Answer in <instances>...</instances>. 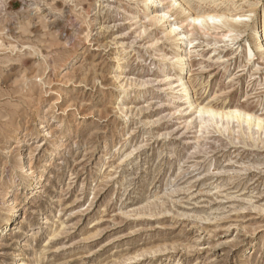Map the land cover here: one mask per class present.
<instances>
[{"label":"rangeland","instance_id":"1","mask_svg":"<svg viewBox=\"0 0 264 264\" xmlns=\"http://www.w3.org/2000/svg\"><path fill=\"white\" fill-rule=\"evenodd\" d=\"M187 1L0 0V264H264V0Z\"/></svg>","mask_w":264,"mask_h":264},{"label":"bare ground","instance_id":"2","mask_svg":"<svg viewBox=\"0 0 264 264\" xmlns=\"http://www.w3.org/2000/svg\"><path fill=\"white\" fill-rule=\"evenodd\" d=\"M150 0H144L145 3H148ZM187 0H174V2L170 5V7H174L176 12H180V10L178 9V5H180V8L181 9H184L186 8V4H187ZM174 4V5H173ZM210 17V16H208ZM212 20H217L218 18H215L213 16L210 17ZM188 19H191L192 22H199L201 23V20H202V17H199V16H189L187 17V20ZM161 20V19H159ZM179 27H176V26H173L171 28V32L170 34H175V32L178 30ZM253 32H257V25H256V29L253 30ZM260 41V39H259ZM179 53H177L175 55V63L173 62V64L169 65L168 67H166V73L168 71H170L171 69L173 68H176L177 66H183L181 71H184L182 75H178V81L181 83V86H182V92H183V96H182V99L185 100L186 103H190L192 104V89H191V86L189 85L188 82H185L186 81V77L190 74L191 72V68H190V61H189V58H186V55L184 53V49L182 47H179ZM252 54V50L251 48H249V55ZM186 73V75L184 76V74ZM185 77V78H184ZM228 118H237L236 115H233V114H228L227 115ZM42 178V177H41ZM41 180V179H40ZM40 183V181H39ZM36 186L38 185V182L35 183ZM31 189V188H30ZM29 189V190H30ZM20 215V211L17 209L15 213L12 214V216H10V218L7 220L6 224H0V237L2 235H4L6 232H9L11 233L12 232V229L11 227L14 225V222L17 221V218L18 216ZM11 221V222H10ZM8 222H10V226L8 225ZM20 233V231H19Z\"/></svg>","mask_w":264,"mask_h":264}]
</instances>
